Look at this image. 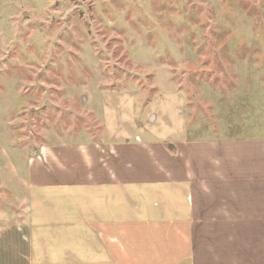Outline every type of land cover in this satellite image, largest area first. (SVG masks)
Wrapping results in <instances>:
<instances>
[{"label": "rangeland", "instance_id": "rangeland-1", "mask_svg": "<svg viewBox=\"0 0 264 264\" xmlns=\"http://www.w3.org/2000/svg\"><path fill=\"white\" fill-rule=\"evenodd\" d=\"M215 52L230 86L210 89L188 75ZM231 93L264 95V0H0V215L82 218L72 192L31 184L40 144L257 135L264 113L220 107Z\"/></svg>", "mask_w": 264, "mask_h": 264}, {"label": "crops", "instance_id": "crops-1", "mask_svg": "<svg viewBox=\"0 0 264 264\" xmlns=\"http://www.w3.org/2000/svg\"><path fill=\"white\" fill-rule=\"evenodd\" d=\"M215 55L188 76L230 86V62ZM222 100L264 113V95ZM146 130L78 148L40 144L31 184L72 192L82 218L43 231L21 213L0 215V264H264V128L201 139Z\"/></svg>", "mask_w": 264, "mask_h": 264}]
</instances>
